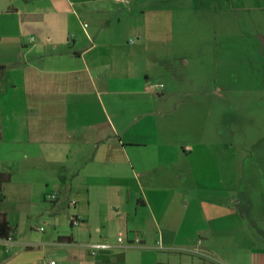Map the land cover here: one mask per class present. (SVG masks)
<instances>
[{
    "label": "crops",
    "instance_id": "1",
    "mask_svg": "<svg viewBox=\"0 0 264 264\" xmlns=\"http://www.w3.org/2000/svg\"><path fill=\"white\" fill-rule=\"evenodd\" d=\"M128 2L0 0V264H264L216 146L162 124L170 91L140 68L146 12Z\"/></svg>",
    "mask_w": 264,
    "mask_h": 264
},
{
    "label": "rangeland",
    "instance_id": "2",
    "mask_svg": "<svg viewBox=\"0 0 264 264\" xmlns=\"http://www.w3.org/2000/svg\"><path fill=\"white\" fill-rule=\"evenodd\" d=\"M139 7L146 12L140 68L170 91L162 124L173 140L216 146L227 193L241 199L249 229L264 234L248 212L253 201L264 205V0H143Z\"/></svg>",
    "mask_w": 264,
    "mask_h": 264
},
{
    "label": "built area",
    "instance_id": "3",
    "mask_svg": "<svg viewBox=\"0 0 264 264\" xmlns=\"http://www.w3.org/2000/svg\"><path fill=\"white\" fill-rule=\"evenodd\" d=\"M117 1L120 2V3H122V4H128V3H129L128 0H117ZM86 27H87V26H86ZM30 41H31V42H34V38H31ZM160 87H163V86H160ZM48 198H49L50 200H54L56 197L53 196V195H49ZM72 225L75 226V227H79V226L82 225V222H81L79 219L74 218V219L72 220ZM125 239H126L125 235H124L123 233H121V234L119 235V237H118V242H119V243H124V242H125ZM10 240H11V239H9L8 241H10ZM132 244H134V245H138V244H140V239H139V237H137L136 240L134 241V243H132ZM89 248H90L91 255H92V256H95V255H97V253H98L99 251L110 250V249L113 248V246L110 245V244H108V243H97V244L89 245ZM48 264H57V262H56V261H51V262L48 263Z\"/></svg>",
    "mask_w": 264,
    "mask_h": 264
},
{
    "label": "trees",
    "instance_id": "4",
    "mask_svg": "<svg viewBox=\"0 0 264 264\" xmlns=\"http://www.w3.org/2000/svg\"><path fill=\"white\" fill-rule=\"evenodd\" d=\"M10 177V174L0 176V193L2 191L3 183L8 182L10 180ZM13 232L14 230L6 220V218L3 217L2 219H0V240L7 241L11 239Z\"/></svg>",
    "mask_w": 264,
    "mask_h": 264
}]
</instances>
